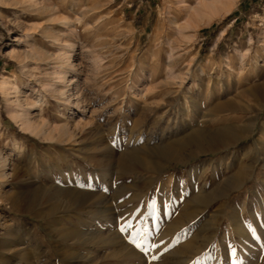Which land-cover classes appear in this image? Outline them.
<instances>
[{"label": "rangeland", "instance_id": "1", "mask_svg": "<svg viewBox=\"0 0 264 264\" xmlns=\"http://www.w3.org/2000/svg\"><path fill=\"white\" fill-rule=\"evenodd\" d=\"M199 1L0 0V264H264V0Z\"/></svg>", "mask_w": 264, "mask_h": 264}, {"label": "bare ground", "instance_id": "2", "mask_svg": "<svg viewBox=\"0 0 264 264\" xmlns=\"http://www.w3.org/2000/svg\"><path fill=\"white\" fill-rule=\"evenodd\" d=\"M199 1V0H198ZM201 1V0H200ZM199 1V2H200ZM205 2V1H204ZM215 4V3H214ZM201 5L203 6V4L201 3ZM208 5V4H207ZM201 6V7H202ZM204 6H205V4H204ZM209 6V5H208ZM204 8H206V7H204ZM202 12V11H201ZM200 13V12H199ZM264 100V99H263ZM93 132V131H92ZM98 134H101V132L100 131H96V135H98ZM243 173V172H242ZM238 178H240L239 176H237V177H234V180H238ZM67 179V178H66ZM68 180V179H67ZM66 180V181H67ZM63 186V185H62ZM61 186V184L60 185H58L57 187H55V186H53L54 188V190L55 191H57V192H59V193H62L63 194V192L65 191L64 189H63V187ZM42 188V187H41ZM43 189H46V188H43ZM42 189V190H43ZM43 191H45V190H43ZM46 193V192H45ZM23 194H17V196H19L21 199H23V196H22ZM58 195V194H57ZM52 196V195H51ZM54 197V196H53ZM56 198H57V196H56ZM60 198V197H59ZM20 199V200H21ZM49 199V198H48ZM16 201V200H15ZM21 202V201H20ZM52 202V201H51ZM46 203V202H45ZM65 203V202H64ZM76 203V202H75ZM18 203H16V205H17ZM51 204V203H50ZM15 205V206H16ZM31 205V204H30ZM25 206V205H24ZM14 207V206H13ZM240 231V233H242V234H245V233H247V232H243V230L241 229V230H239ZM245 236V235H244ZM4 247V246H3ZM22 249V248H21ZM28 250V249H27ZM28 252V251H27ZM21 253V254H20ZM19 254H20V258H24L25 257V255H27L26 254V249H24V250H21V252L19 251ZM31 254V253H30ZM28 258V257H27ZM26 259V258H25Z\"/></svg>", "mask_w": 264, "mask_h": 264}]
</instances>
